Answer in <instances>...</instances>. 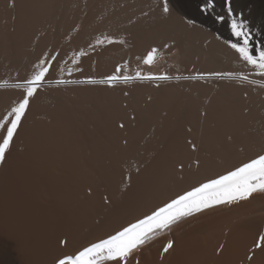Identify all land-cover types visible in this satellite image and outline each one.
Here are the masks:
<instances>
[{"label":"bare ground","instance_id":"6f19581e","mask_svg":"<svg viewBox=\"0 0 264 264\" xmlns=\"http://www.w3.org/2000/svg\"><path fill=\"white\" fill-rule=\"evenodd\" d=\"M226 1L212 0L213 11L222 15ZM230 1L254 24L255 55L264 0ZM162 2L0 0V121L22 96L14 85L41 61L49 69L0 164V264H55L264 154V77L230 47L242 40L193 0H169L167 17ZM113 74L131 79L57 83ZM261 233L264 194L254 193L183 218L128 264H264Z\"/></svg>","mask_w":264,"mask_h":264},{"label":"snow or ice","instance_id":"6c2138e0","mask_svg":"<svg viewBox=\"0 0 264 264\" xmlns=\"http://www.w3.org/2000/svg\"><path fill=\"white\" fill-rule=\"evenodd\" d=\"M212 8V0L201 10ZM160 14L164 17L172 14V7L169 0H163L159 7ZM228 15L232 16L231 8H228ZM217 19L223 20V16ZM189 23L191 21L189 20ZM232 34L235 37L242 38V43H232L230 47L239 54V57L253 68L260 70V75L264 77V49H257V54H252L249 50V37L247 34V24L245 21L232 19L230 22ZM112 41H109L111 43ZM153 48L148 51L144 57L145 64H152L156 53ZM47 61H41L38 70L30 78L14 85L16 89L22 92L21 98L11 107L10 112L0 121V164L7 161L14 146V137L18 134V129L22 119L26 116L30 108V102L37 94L38 88L47 78L49 69L44 65ZM117 73L120 69L117 68ZM217 79L232 78L231 73H208ZM137 79H146L149 81L167 80L170 77L165 75L154 76L151 74H136ZM195 78V77H193ZM201 79L205 74L200 75ZM131 78L128 76H119L113 74L102 80L86 79L83 81H57V83H86V84H105L116 85L121 82L128 83ZM246 79V77H243ZM124 125H120L123 127ZM196 145L193 144V149ZM254 193L264 194V154L243 163L227 174L220 175L217 178L202 182L199 186L193 187L190 191L177 195L166 202L163 207L154 210L151 215L136 223L123 227L109 235L107 239H102L98 243H91L82 247L75 253L62 254L55 260V264H128L134 258V254L139 252L151 240L152 236L157 235L164 230H170L173 225L183 218L191 217L206 209H211L218 205L239 203L247 201ZM107 203V199L105 200ZM67 246V241H62ZM255 248L264 251V233H261L254 242ZM174 248V241L168 240L163 246V252L168 253ZM251 259V257H249ZM138 264V262H137Z\"/></svg>","mask_w":264,"mask_h":264},{"label":"rangeland","instance_id":"374dc122","mask_svg":"<svg viewBox=\"0 0 264 264\" xmlns=\"http://www.w3.org/2000/svg\"><path fill=\"white\" fill-rule=\"evenodd\" d=\"M193 2L195 3V6H196V10L198 11H200L201 13H203V14H210L211 13V16H213L212 18L215 20V21H217V22H220L222 25H223V23L224 24H226V25H223V28H224V30L225 31H227V29H228V31H231V27H230V22H231V20L232 19H236V20H238L239 21V19H240V17L238 16V14H237V12L233 9V7L231 6L232 5V1H226L227 3H229L230 2V4H227L225 7H224V13L221 15V14H216L214 11H213V9L211 8V10H209V11H211L210 13H209V11H208V9H206V10H204V11H202L201 9L202 8H204V4L206 5L207 3L206 2H208V0H193ZM204 2V3H203ZM231 8V10H232V16H229L228 15V8ZM234 10V11H233ZM236 14H235V13ZM216 14V15H215ZM235 14V15H234ZM223 16L224 17V19L222 20V22H221V20L220 19H215V18H217V16ZM225 15V16H224ZM228 16V17H227ZM239 18V19H238ZM232 32V31H231ZM231 32L229 33V34H231ZM247 32H248V36L249 35H251L252 37H255V34H256V31L254 30V24L253 23H251V24H248L247 25ZM231 36L232 37H234V35L233 34H231ZM235 38V37H234ZM236 38H238V37H236ZM240 40H242V38H239ZM263 41H264V38H263ZM182 69V68H181ZM181 69H179V71L181 70ZM184 69V68H183ZM182 69V70H183ZM185 71H186V69H185ZM184 86V87H183ZM183 86H180L179 88L180 89H184V88H187V86H185V85H183ZM182 87V88H181ZM190 87V86H189ZM133 87H129L128 89H132ZM178 88V89H179ZM134 89V88H133Z\"/></svg>","mask_w":264,"mask_h":264}]
</instances>
